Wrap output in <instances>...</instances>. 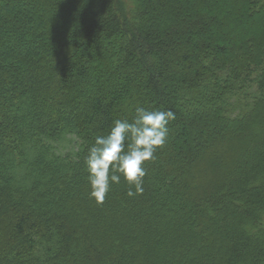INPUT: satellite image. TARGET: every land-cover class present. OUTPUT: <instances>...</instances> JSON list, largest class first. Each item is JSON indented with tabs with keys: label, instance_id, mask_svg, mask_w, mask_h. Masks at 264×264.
Returning <instances> with one entry per match:
<instances>
[{
	"label": "trees",
	"instance_id": "trees-1",
	"mask_svg": "<svg viewBox=\"0 0 264 264\" xmlns=\"http://www.w3.org/2000/svg\"><path fill=\"white\" fill-rule=\"evenodd\" d=\"M137 106L176 118L98 204ZM0 264H264V0H0Z\"/></svg>",
	"mask_w": 264,
	"mask_h": 264
},
{
	"label": "clouds",
	"instance_id": "clouds-1",
	"mask_svg": "<svg viewBox=\"0 0 264 264\" xmlns=\"http://www.w3.org/2000/svg\"><path fill=\"white\" fill-rule=\"evenodd\" d=\"M175 118L170 109L149 111L137 106L131 122L117 119L106 135L96 136L84 158L89 196L102 204L111 184H119L121 178L129 185V197L142 194L144 163L155 160L157 149L166 143L168 124Z\"/></svg>",
	"mask_w": 264,
	"mask_h": 264
},
{
	"label": "rangeland",
	"instance_id": "rangeland-1",
	"mask_svg": "<svg viewBox=\"0 0 264 264\" xmlns=\"http://www.w3.org/2000/svg\"><path fill=\"white\" fill-rule=\"evenodd\" d=\"M236 219V218H235Z\"/></svg>",
	"mask_w": 264,
	"mask_h": 264
}]
</instances>
